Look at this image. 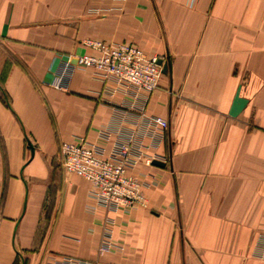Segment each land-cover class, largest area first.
Returning a JSON list of instances; mask_svg holds the SVG:
<instances>
[{
    "label": "crops",
    "instance_id": "1",
    "mask_svg": "<svg viewBox=\"0 0 264 264\" xmlns=\"http://www.w3.org/2000/svg\"><path fill=\"white\" fill-rule=\"evenodd\" d=\"M87 39L136 44L169 67L149 94L81 65L53 86ZM143 111L169 121L143 140L165 166L133 169L147 205L115 214L122 249L101 253L110 212L64 171L60 147L111 148L139 135ZM0 201V264H264V0H0Z\"/></svg>",
    "mask_w": 264,
    "mask_h": 264
},
{
    "label": "built area",
    "instance_id": "2",
    "mask_svg": "<svg viewBox=\"0 0 264 264\" xmlns=\"http://www.w3.org/2000/svg\"><path fill=\"white\" fill-rule=\"evenodd\" d=\"M197 0H189L194 6ZM85 44L91 52L69 55L63 61L53 79V86L64 88L70 71L75 65L91 67L103 80L113 79L116 83L136 92L149 94L160 83L163 64L158 55H150L140 46L116 41L87 39ZM163 61H165L163 59ZM141 129L138 136H119L111 148L94 143L86 138L64 141L60 157L64 171L87 178L92 184V195L97 203L110 212L103 224L99 245L101 253L122 249L113 237L116 215L122 209L147 205L146 188L149 182L133 173L140 161L151 165L154 157L144 153V137L162 139L169 127V121L146 112L141 114ZM99 136L105 140L111 137L109 129H102ZM0 201V221H1ZM44 264H110L71 255L50 256Z\"/></svg>",
    "mask_w": 264,
    "mask_h": 264
},
{
    "label": "water",
    "instance_id": "3",
    "mask_svg": "<svg viewBox=\"0 0 264 264\" xmlns=\"http://www.w3.org/2000/svg\"><path fill=\"white\" fill-rule=\"evenodd\" d=\"M159 63L163 64V72H166L169 67V62L163 61V59H160ZM153 163L158 166H165V163L160 160H155Z\"/></svg>",
    "mask_w": 264,
    "mask_h": 264
}]
</instances>
